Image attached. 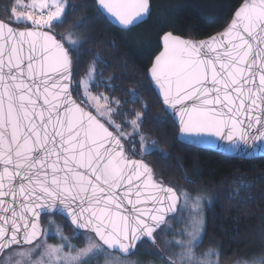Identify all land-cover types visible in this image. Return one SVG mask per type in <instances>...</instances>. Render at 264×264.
Returning <instances> with one entry per match:
<instances>
[{"label": "snow or ice", "instance_id": "1", "mask_svg": "<svg viewBox=\"0 0 264 264\" xmlns=\"http://www.w3.org/2000/svg\"><path fill=\"white\" fill-rule=\"evenodd\" d=\"M95 2L126 30L150 12V0ZM68 11L67 0H13L0 19V264H133L127 257L137 246L162 235L178 250L174 259L155 253L164 264H220L218 249L199 251L204 197L165 186L144 162L159 150L144 147L143 113L92 93L95 64L73 86L83 45L75 30L54 31ZM149 74L181 135L233 150L264 147V0H241L208 40L164 34ZM56 215L83 247L60 225V242L47 243L42 217L53 225ZM173 221L184 228L172 231ZM235 264H264V245Z\"/></svg>", "mask_w": 264, "mask_h": 264}, {"label": "trees", "instance_id": "2", "mask_svg": "<svg viewBox=\"0 0 264 264\" xmlns=\"http://www.w3.org/2000/svg\"><path fill=\"white\" fill-rule=\"evenodd\" d=\"M12 2L0 0V19L6 18L3 9ZM67 3L65 23L54 31L59 36L75 30L74 36L83 45L74 55L73 86L95 64L97 79L92 91L119 99L125 112L143 113L141 131L159 150L144 157L155 178L175 190L183 187L208 194L212 199L206 210L203 247L218 249L221 258L227 260L246 257L254 247L259 249L264 233V158H228L180 142L178 128L163 108L147 75L160 50L163 34L171 32L194 40L208 38L225 29L241 0H151L148 21L130 29L137 33L156 21L162 22L161 31L156 35L157 50L149 54L146 53L151 43L145 34L133 40L128 38L130 30L113 27L98 12L95 0H67ZM138 139L136 149L139 150ZM45 219L49 217H43V226ZM54 219L73 235V228L65 219L57 215ZM141 248L138 245L137 251Z\"/></svg>", "mask_w": 264, "mask_h": 264}, {"label": "rangeland", "instance_id": "3", "mask_svg": "<svg viewBox=\"0 0 264 264\" xmlns=\"http://www.w3.org/2000/svg\"><path fill=\"white\" fill-rule=\"evenodd\" d=\"M161 23H162L161 21H156L154 23V25L150 26V28L147 27L146 30H142L140 32L137 31V33H135L136 30L135 31L130 30V32H129L127 37L133 40L137 36H141L144 33L145 34L144 37H146L148 40H150V43H151L149 45V47H148V50H147L146 54L154 53L157 50V46H156L157 36L156 35L161 31V27H162ZM95 76H96V74H95ZM92 85H91V89H92ZM92 93L94 95L97 94V93H94L93 91H92ZM145 141H146V143H145L144 147L151 146L152 143H153L147 137H145ZM136 151H137V153L143 152V147L140 145V149L138 150V148H137ZM144 157H145V155L143 156V159H144ZM177 190H178V192L187 191L188 193L193 194V195L198 193V192H192L193 190L192 191H188V190H191V189H187V188L184 189L183 187H180ZM200 194L204 197L203 218H204L205 226H206V210L209 207V205L211 204V200L212 199L210 198V196L208 194H205V193H200ZM187 215H188V213L185 212L184 213V217L187 218ZM44 222H45L44 226H43L44 230H46L47 233H48V235L46 237L48 244H58L60 242L59 236L54 234L55 231H56V225H60L62 227V234L65 237L70 238L72 240L73 244H75L77 247H83L84 246V239L83 238L72 239L73 235L67 233L65 226L59 220L55 219V224H53V225H49V219H45ZM183 228H184V224H182V223L178 224L175 221H173V223H172V231L179 232ZM262 237L263 238H262L261 244L264 245V233H263ZM44 238L45 237H42L41 240H43ZM173 238L174 237H172L171 235H162V236H160L159 241L154 246L153 250L150 249V247L148 245H144L133 256L127 257V259L130 260L131 262H133V264H164V262L160 259V256L156 255L155 253H157L159 251V252H162V254L166 258H173V259L176 258L178 250L174 249V248H171V247H168V246H166L163 243L165 240H171ZM261 247H259V249L254 247L255 249L253 248L251 250V252H249L250 254L248 256H246V257H250L252 255L261 253V251H262ZM208 248H210V247H203V245H202L201 248L199 249V251H203V250L208 249ZM211 248H214V247H211ZM117 255H119V254H117ZM237 259L238 258H235L234 260H227V259H222L221 256H220V264H235V261ZM94 264H104V261H103V259H101L98 262H94Z\"/></svg>", "mask_w": 264, "mask_h": 264}, {"label": "water", "instance_id": "4", "mask_svg": "<svg viewBox=\"0 0 264 264\" xmlns=\"http://www.w3.org/2000/svg\"><path fill=\"white\" fill-rule=\"evenodd\" d=\"M96 3V2H95ZM97 6V5H96ZM102 13V15L105 17V14L100 11ZM151 12H152V4H151V0H150V12L149 14H147L143 20V22H140L138 23L136 26H133L131 27L132 28H135L143 23H145L146 21H148L150 15H151ZM235 13V12H234ZM234 16V14H233ZM232 16V17H233ZM113 27L117 28V29H120V30H124V31H127L126 29H123L122 26H120L118 24V22H116L114 19H112L111 21L107 20ZM224 30V29H223ZM222 30V31H223ZM220 31V32H222ZM219 32V33H220ZM167 33H171V32H167ZM166 34V33H165ZM173 36H177L181 39H185V40H193V41H202V40H208L210 37L214 36V35H217L218 33L214 34V35H211L210 37L208 38H205V39H201V40H194V39H188V38H184V37H181V36H178V35H175L173 33H171ZM164 35V34H163ZM162 35V36H163ZM162 36L160 38V41H159V44H160V49L162 47ZM159 54V52H158ZM157 54V55H158ZM154 59L155 57L153 58V61L152 63L154 62ZM152 63L150 65V67L148 68L147 70V75H148V79L151 83V86L152 88L154 89L156 95L158 96L163 108L165 109V111L168 113V115L172 118V120L174 121L175 125L177 126L178 128V122H177V119L171 114V111L167 109V106L163 104L162 102V97L160 96L159 94V90H158V86L155 85L154 81H152L151 77H150V74H149V69L151 68L152 66ZM73 74H74V71H73ZM177 138L180 142L184 143V144H187V145H190V146H194L196 148H199V149H203V150H207V151H210V152H214V153H218V154H221L225 157H228V158H235V159H241V160H254V159H257V158H264V147H260V146H256L255 148H242L241 150H233V149H230L227 147L226 145V142H221V141H217L215 140L214 138H211V137H206L204 138L203 140H200V141H196V140H193V139H190V138H186L185 136L181 135L179 132H178V135H177ZM145 162V161H144ZM146 163V162H145ZM151 168V167H150ZM152 169V168H151ZM155 176V175H154ZM165 186H168L166 184H164ZM59 216V215H57ZM45 217V216H43ZM42 217V219H43ZM61 217V216H59ZM62 218V217H61ZM64 219V218H63ZM67 221V220H66ZM69 224H70V221H67ZM41 227L42 229L44 230V227H43V224H42V221H41ZM74 226H72L73 228ZM42 239V237H41ZM138 247V246H137ZM135 253L137 251V249L134 250ZM133 256V255H131ZM129 256V257H131Z\"/></svg>", "mask_w": 264, "mask_h": 264}]
</instances>
